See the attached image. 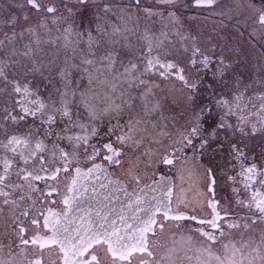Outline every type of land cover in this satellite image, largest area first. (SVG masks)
Segmentation results:
<instances>
[{
	"label": "snow or ice",
	"instance_id": "obj_1",
	"mask_svg": "<svg viewBox=\"0 0 264 264\" xmlns=\"http://www.w3.org/2000/svg\"><path fill=\"white\" fill-rule=\"evenodd\" d=\"M14 2L26 12L9 16L0 38V264L20 257L45 264L42 255L28 259L31 249L53 253L51 264H178L181 252L190 264H264V165L253 162L264 160V50L253 65L239 46L249 22L245 43L255 50L257 36L264 42V7L232 0L216 13L222 0ZM190 6L221 17L212 34L185 28L196 19L182 15ZM141 164L192 165L210 194V217L186 214L183 199L174 209L163 176L155 183L165 195L154 204L136 195L94 218L70 215L82 178L119 166L139 183ZM218 168L252 190L236 200L246 215L227 223L241 230L239 239L221 223ZM62 174L71 175L72 195L57 200ZM60 203L63 212L48 206ZM186 220L202 225L198 247H186L192 237L181 235L160 256L154 238Z\"/></svg>",
	"mask_w": 264,
	"mask_h": 264
},
{
	"label": "flooded vegetation",
	"instance_id": "obj_2",
	"mask_svg": "<svg viewBox=\"0 0 264 264\" xmlns=\"http://www.w3.org/2000/svg\"><path fill=\"white\" fill-rule=\"evenodd\" d=\"M3 0L2 2H4ZM1 2V3H2ZM47 2V0H45ZM186 3H189L190 5V0H185ZM263 5V2L260 1ZM5 5H8L6 3H3ZM2 4V5H3ZM15 7L18 8V15H23L24 12H26V9L22 10L20 7L17 6V4L14 2ZM60 6V5H58ZM264 6V5H263ZM218 7V6H217ZM217 9V8H216ZM215 9V12H216ZM182 15L184 17H196V19H186L185 20V28L190 29L191 31L199 32L201 34H212L213 28L217 25L218 21L221 19L218 15L213 14V10L211 9H195L189 7L188 10H184L182 12ZM199 23V24H198ZM197 24V25H195ZM197 26V28H195ZM156 28L159 29L160 25L157 24ZM143 29V25L141 26V30ZM231 27L228 29L229 32H231ZM10 30H6L4 25H0V38H3L2 33L3 32H8ZM19 31V29H17ZM249 31V30H247ZM244 31V40L247 39L248 37V32ZM157 35L159 33L157 32ZM170 40H177V37L170 36ZM259 41V40H256ZM261 42V41H259ZM262 43V42H261ZM179 111V109H177ZM179 127V125H177ZM256 143L259 145L261 143L260 139H257ZM257 153L261 151V148L257 147L256 149ZM97 162H100L99 160ZM256 162L258 167L261 165H264V160H259V161H253ZM219 164H223V161H219ZM82 169H86L89 167V164H81L79 165ZM149 170L150 172H143L146 170ZM108 170L110 173L115 177L118 178L122 181V185L126 186V188L132 192L138 191L143 185L146 183H149L150 180L155 178V175L157 172H161V170H164L168 173H171L174 176V185H173V193L175 197L172 199V206L175 209L178 200L183 199L187 201V203L190 205V207L185 208L183 204H180L179 207L181 210L185 211L186 214L188 215H196L198 218H209L210 217V208L207 207V199L209 198V195L207 193V189L205 187L203 179L198 175V173L193 169L192 165H185V166H177V168H168L167 166H153L151 167H145L143 164L140 165V175L141 179L139 183H135L130 181L128 176L126 175L125 169L119 167V166H112L108 167ZM143 170V171H142ZM239 171V168L237 166L236 169L229 168L227 171V175H236L237 172ZM177 173L182 177L180 178L177 176ZM75 173L72 172L71 175H74ZM67 177V179H63L60 182V188H61V195H58L55 197V199L60 200L62 199V196L66 193V186L70 183L71 181V175L69 174H62ZM242 178L237 176V181H240ZM233 187L240 188V193L239 194H234L232 189ZM254 187H260L258 184L254 185ZM260 190L264 192V187H260ZM177 191V193H176ZM252 190L249 189L248 191H245L243 188L242 183H233L231 180H228L226 178L225 172L218 168L217 170V184L215 185V200L219 201L218 205V210L221 207H226L228 211L225 213L224 211L221 212V215L225 216V220L222 221V225L224 228L225 232L233 233L235 239H239V231L237 229H228L227 228V223L230 222H237L234 218V216H245L246 215V210L242 209L237 203L236 200L237 198L239 199H244L247 200L250 195H251ZM49 207H52L55 211L57 212H63L64 211V205L62 203L60 204H49ZM193 208H195V211H193ZM183 227L180 229H176L174 226H169L166 227L165 232L162 235H158L154 239L156 240L157 245L159 246L157 251L159 252L160 256H163V249L165 247H171L173 239H179L180 236L192 237L191 245H186V247H192L196 246L198 247V234L195 232V229L198 227H202V225H199L198 223L191 221V220H186L183 221ZM29 231L28 235H34L38 231L36 226H32L30 224L27 225ZM207 227V226H203ZM211 230V229H208ZM39 231L43 233L45 230L40 228ZM188 255L192 256L194 255L193 252H188ZM33 255L36 256H43L44 257V262L45 264H51L52 260L55 258L54 254L48 251H45L44 253H41L38 249H31L28 252V259H31ZM180 260L178 261V264H190L189 261L184 259V253L181 252L180 254ZM18 264H26L25 258L20 257ZM191 264H196L195 259L191 261Z\"/></svg>",
	"mask_w": 264,
	"mask_h": 264
},
{
	"label": "water",
	"instance_id": "obj_3",
	"mask_svg": "<svg viewBox=\"0 0 264 264\" xmlns=\"http://www.w3.org/2000/svg\"><path fill=\"white\" fill-rule=\"evenodd\" d=\"M162 176L165 177L168 184L171 185V191L173 192V176L165 173H158L156 179L146 184L142 188L143 191L141 190L139 193L128 190L126 186L118 182V179L112 177L109 170L106 174L97 172L86 179L82 178L78 185V187H81V192L77 194L76 200V204H78L79 207L76 208L75 213H70V215L91 213L94 218L97 212L103 214L106 213L108 209L125 208L126 203L130 202L129 197L131 196L134 200L136 195H140L145 200L154 204L155 201L152 200V197L160 198L165 195L163 189L155 183L159 181ZM147 185H151L152 187H146ZM68 195H72V193Z\"/></svg>",
	"mask_w": 264,
	"mask_h": 264
},
{
	"label": "rangeland",
	"instance_id": "obj_4",
	"mask_svg": "<svg viewBox=\"0 0 264 264\" xmlns=\"http://www.w3.org/2000/svg\"><path fill=\"white\" fill-rule=\"evenodd\" d=\"M3 1V0H2ZM260 1H262L263 2V5H264V0H254V3H255V6L257 7V8H261V7H264L263 5H262V3L260 2ZM3 3H6V4H8V5H5V4H3ZM3 4V5H2ZM232 5V0H222V3H221V5H219L218 7H217V9H216V13H219L220 12V10L222 9V8H224L225 6H231ZM18 8H16L15 7V4H14V0H5L4 2H0V25L2 24V25H4V27H5V29L6 30H10L7 26H6V21H7V18L9 17V16H18V10H17ZM219 16V15H218ZM220 17V16H219ZM245 17H242L241 19H244ZM199 24V23H198ZM195 25H197V24H195ZM195 28H197V26H195ZM247 30H249V31H247ZM253 30V28L250 26V22H249V26H247V27H245V28H241V31L242 32H244V31H247V32H250V31H252ZM234 31V29L232 28L231 29V32H233ZM257 40H259V36H257ZM253 44H255L256 45V48H255V50H253V49H251L250 48V46L247 44V43H245V40H244V36L241 38V40H240V47L242 48V49H244V50H246L247 51V53H248V58L252 61V64L253 65H255V62H256V53H257V51H260V50H264V42H259V41H254V43ZM257 71H258V69H257ZM254 75V78H255V73L253 74ZM251 91H253V90H250V92ZM256 144H258V143H256ZM151 168H153V166L151 167ZM126 171V170H125ZM143 171V170H142ZM162 172H165L164 170H161ZM143 172H150L148 169L146 170V171H143ZM151 173V172H150ZM177 176H179L180 178H182L178 173H177ZM176 193H177V191H176ZM174 197H175V195H174ZM173 197V198H174ZM221 208H223V209H225V210H227V208L226 207H221ZM226 215H228V211H226ZM224 216V215H223ZM242 217V216H241ZM234 218H235V220L236 221H239V218H240V216H234ZM230 222V221H229ZM242 222V221H241Z\"/></svg>",
	"mask_w": 264,
	"mask_h": 264
}]
</instances>
